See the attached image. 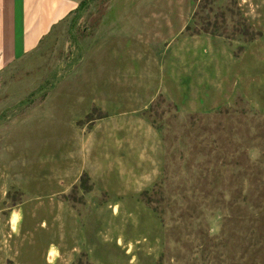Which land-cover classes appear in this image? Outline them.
<instances>
[{
  "label": "rangeland",
  "instance_id": "374dc122",
  "mask_svg": "<svg viewBox=\"0 0 264 264\" xmlns=\"http://www.w3.org/2000/svg\"><path fill=\"white\" fill-rule=\"evenodd\" d=\"M71 163L104 206L77 264H264V0H85L0 71L2 264H46L9 218L47 225Z\"/></svg>",
  "mask_w": 264,
  "mask_h": 264
},
{
  "label": "crops",
  "instance_id": "0c3cea01",
  "mask_svg": "<svg viewBox=\"0 0 264 264\" xmlns=\"http://www.w3.org/2000/svg\"><path fill=\"white\" fill-rule=\"evenodd\" d=\"M83 1L85 0H0V71L39 48ZM77 166L71 163L64 174L48 178V181L55 184L56 191L45 202L50 216L47 225L41 223L40 228L34 231L27 225V216H30V212L24 209L29 208L27 202L15 210L20 212L22 220L19 232L14 233V237L29 238L23 235L35 234L46 237L39 252L40 259L46 264L53 246L59 252L55 264H77L86 256L96 262L97 255L102 253L104 231L101 226L98 227L96 218L102 215L104 209L100 197L101 190L95 188L92 200L85 197L87 205L85 200L74 201L72 198L67 200L64 197L80 190L78 182L85 172L90 173L93 182L101 181L100 168L98 171L97 165L86 164L80 165L79 168ZM32 206L30 211L34 215L38 209L34 203ZM84 214L95 216V220L92 219L94 225H89V220ZM25 243L27 244H24V252L28 253L27 256L35 258L36 242Z\"/></svg>",
  "mask_w": 264,
  "mask_h": 264
},
{
  "label": "clouds",
  "instance_id": "9594fccd",
  "mask_svg": "<svg viewBox=\"0 0 264 264\" xmlns=\"http://www.w3.org/2000/svg\"><path fill=\"white\" fill-rule=\"evenodd\" d=\"M8 195L7 188L0 189V198H5ZM22 220V216L19 211H13L10 218H9V225L11 231L14 233L19 232L20 222ZM59 256V252L53 246L50 250L49 257H48V264H55V258ZM2 264V262H0ZM132 264H135V258H133Z\"/></svg>",
  "mask_w": 264,
  "mask_h": 264
}]
</instances>
